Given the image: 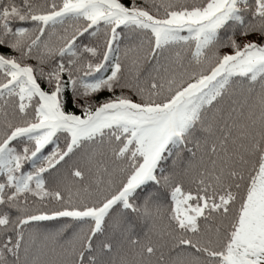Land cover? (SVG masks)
Masks as SVG:
<instances>
[{
	"label": "snow or ice",
	"instance_id": "snow-or-ice-1",
	"mask_svg": "<svg viewBox=\"0 0 264 264\" xmlns=\"http://www.w3.org/2000/svg\"><path fill=\"white\" fill-rule=\"evenodd\" d=\"M0 180V264H264V0H0Z\"/></svg>",
	"mask_w": 264,
	"mask_h": 264
},
{
	"label": "trees",
	"instance_id": "trees-1",
	"mask_svg": "<svg viewBox=\"0 0 264 264\" xmlns=\"http://www.w3.org/2000/svg\"><path fill=\"white\" fill-rule=\"evenodd\" d=\"M122 2H124L126 5L129 3V0H122ZM138 2L142 3L143 0H138ZM186 34V33H185ZM123 47V46H121ZM3 51H8L7 49H3ZM44 86V85H42ZM111 93L107 92V91H103L100 94H98L95 97V100L97 102L107 98L108 96H110ZM134 99H136V97H133ZM61 145H63V137H61V141H60ZM49 149H46L45 151H49ZM173 158H170L167 162V166L172 165V161ZM30 167V165H26L25 166V170H28V168ZM187 168V155H185V157L183 158V160L181 162H178L176 165V171L178 173H181V178L184 181V187L185 189H195V184L192 182L193 177L195 176V173H188V172H182V169H186ZM0 182H2V180H0ZM161 205V216L159 217L158 221H157V225L158 227H164L167 223V213L171 208V200L170 197L161 199V201L159 202ZM64 223H70L69 220L67 219H61L58 222H33L32 226L34 228H38L39 229V233L36 235V245L32 250V256L33 258H38L39 260V264H55V260H56V254L51 251L52 248L55 247V245L51 242V241H46L44 239L43 234L47 233V232H52L55 231L57 229V227H59L60 224H64ZM218 223V222H217ZM137 232H140L139 229H137ZM26 236H27V232H26ZM142 241L144 240V236L143 233H140V237H139ZM155 239V236L153 237Z\"/></svg>",
	"mask_w": 264,
	"mask_h": 264
}]
</instances>
